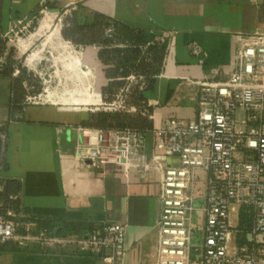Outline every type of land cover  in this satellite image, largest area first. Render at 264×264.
I'll list each match as a JSON object with an SVG mask.
<instances>
[{"label": "crops", "instance_id": "obj_1", "mask_svg": "<svg viewBox=\"0 0 264 264\" xmlns=\"http://www.w3.org/2000/svg\"><path fill=\"white\" fill-rule=\"evenodd\" d=\"M46 2L48 0H2V34L29 72L35 73L42 62V49L26 56L48 31L46 24L32 34V27L42 15L48 22V16L62 15V20L76 15L78 21L83 22L99 14L110 23L141 31L147 43L142 49L146 61L150 45L156 42L166 45L162 70L154 78L153 88L144 93L152 108L153 129L145 134V151L149 156L153 155L154 131L165 128L173 118L194 120L199 93L197 83L226 81L234 70L239 47L250 38L264 34V0H55L50 9L57 8L60 14L44 10L28 21ZM60 26L49 36L55 37V41L59 39L54 45L57 49L60 42L63 45L67 42L61 37ZM110 28L107 36L113 41L112 47H127L126 42L116 38L117 30L112 24ZM192 45L201 49L200 58L192 54ZM72 47L75 60L69 64V70L75 77L74 69L78 73L80 64L82 70L89 73L85 81L89 105H27L22 114L10 121V81L0 79V127L6 126L4 132H0V177L19 183L16 211L23 221L36 224L38 230L65 238L98 233L107 224H121L125 226L126 249L121 264H155L156 225L161 210L159 173L151 171L147 179L139 180L134 173L126 177L119 168H95L73 158L76 146L84 140L83 131L88 130L81 124L89 112L103 106L100 90L108 81L104 73L106 67L98 59V47ZM134 79L129 83H134ZM73 80L76 82V78ZM138 81L142 85L149 84L142 78ZM164 161L169 165L177 164L173 158ZM196 179L198 192H203L207 175L198 171ZM232 222L240 232L233 246L246 245L250 239L251 219L240 214L233 216ZM203 223V214L195 213L192 222L194 258L200 253ZM0 264L106 263L97 255L78 253L74 246L48 250L37 244L19 248L10 243L0 246Z\"/></svg>", "mask_w": 264, "mask_h": 264}, {"label": "built area", "instance_id": "obj_2", "mask_svg": "<svg viewBox=\"0 0 264 264\" xmlns=\"http://www.w3.org/2000/svg\"><path fill=\"white\" fill-rule=\"evenodd\" d=\"M65 45L73 48L68 42ZM191 52L202 56L197 45L191 46ZM197 86L194 120L173 118L165 128L154 131L152 156L145 151L142 133L88 129L73 158L95 168H119L126 177L134 173L139 180L147 179L151 171L159 173L161 210L155 264H264V34L239 47L226 81H204ZM43 90L28 97L26 106L43 104ZM111 107H122L120 97ZM168 158L177 164H167L164 159ZM198 171L207 175L203 192L196 188ZM3 189L0 177V193ZM197 212L204 217L203 240L194 258L192 222ZM240 214L251 219L250 239L234 247L240 232L232 220ZM124 241L121 224H107L100 232L84 236L52 237L0 202V246L37 244L48 250L74 246L78 253L97 255L106 264H121L126 256Z\"/></svg>", "mask_w": 264, "mask_h": 264}, {"label": "trees", "instance_id": "obj_3", "mask_svg": "<svg viewBox=\"0 0 264 264\" xmlns=\"http://www.w3.org/2000/svg\"><path fill=\"white\" fill-rule=\"evenodd\" d=\"M3 20L4 10L0 0V79L10 81L8 110L9 120L12 121L15 115L23 113L28 97L41 93L42 85L38 77L27 70L24 61L17 59L15 49L8 46V39L2 34ZM111 24L117 30L116 38L126 42L124 49L112 47L113 41L107 36ZM61 37L75 46L98 47V59L106 67L104 73L108 83L100 90L103 106L89 112L81 126L102 131L131 129L144 135L152 131V108L148 106L144 93L153 88V80L162 70L166 45L161 42L150 45L149 60L146 61L142 53L147 45L143 33L119 23H110L99 14H94L91 21L83 22H79L76 15L65 16ZM131 75L136 78L134 83L127 81ZM140 78L149 84L142 85L138 81ZM119 97L122 107H111ZM5 127H0V132H4ZM19 190L18 182L4 181L0 202L17 210L18 198L12 201L10 197H16Z\"/></svg>", "mask_w": 264, "mask_h": 264}, {"label": "rangeland", "instance_id": "obj_4", "mask_svg": "<svg viewBox=\"0 0 264 264\" xmlns=\"http://www.w3.org/2000/svg\"><path fill=\"white\" fill-rule=\"evenodd\" d=\"M48 17L50 18L49 22L45 21L47 18L45 15L37 18L36 24L31 29L32 34L46 24L48 25V31L44 33L42 38L38 39L39 42L35 43V46L26 54V56H28L42 49L40 54L42 62L37 68L38 74L36 76L44 89L42 92L43 103L56 104L59 106L77 105L80 107L86 104L89 105V98H86L88 95L86 91L88 86L85 84L89 73L86 74L79 64L78 73L75 68L76 76H73L71 70H69V64L75 60V58H73L75 52L72 49H67L62 42L59 43L61 44L60 49L54 48V45L58 44L59 39L55 41V37L49 38V36L50 32L60 27V17ZM50 39L52 43H49ZM75 78L76 82H72L71 80L74 79L73 81H75ZM46 98H49V100ZM239 115H241V113H239Z\"/></svg>", "mask_w": 264, "mask_h": 264}, {"label": "water", "instance_id": "obj_5", "mask_svg": "<svg viewBox=\"0 0 264 264\" xmlns=\"http://www.w3.org/2000/svg\"><path fill=\"white\" fill-rule=\"evenodd\" d=\"M47 10L49 13L51 14H60V10L55 8V9H50V3H45L44 5H42L37 11H35L32 16L30 17V19L28 21H30L31 19L35 18L36 16H38L42 11Z\"/></svg>", "mask_w": 264, "mask_h": 264}, {"label": "bare ground", "instance_id": "obj_6", "mask_svg": "<svg viewBox=\"0 0 264 264\" xmlns=\"http://www.w3.org/2000/svg\"><path fill=\"white\" fill-rule=\"evenodd\" d=\"M88 72H86V74H87Z\"/></svg>", "mask_w": 264, "mask_h": 264}]
</instances>
